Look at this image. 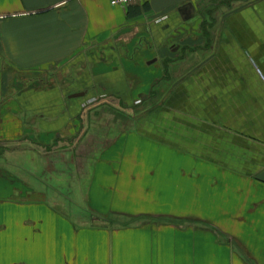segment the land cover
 Segmentation results:
<instances>
[{"label": "crops", "instance_id": "crops-1", "mask_svg": "<svg viewBox=\"0 0 264 264\" xmlns=\"http://www.w3.org/2000/svg\"><path fill=\"white\" fill-rule=\"evenodd\" d=\"M208 1L0 0V71L75 73L0 108V175L20 169L8 148L74 146L87 119L124 117L99 141L91 224L0 182V264H264V0H228L197 44Z\"/></svg>", "mask_w": 264, "mask_h": 264}, {"label": "rangeland", "instance_id": "rangeland-1", "mask_svg": "<svg viewBox=\"0 0 264 264\" xmlns=\"http://www.w3.org/2000/svg\"><path fill=\"white\" fill-rule=\"evenodd\" d=\"M207 3L208 6H203L201 10L203 12L202 17L196 20L194 25L192 24L193 29L198 31L197 37L199 39L197 44L204 42L206 39L210 41L213 36L212 31L219 29L220 24L223 23L226 11L239 5L231 6V2L228 0H210ZM224 3L229 4L230 8L228 10L223 5ZM70 71L73 73L69 72V75L66 76H62V71L47 72L49 74L44 72L25 74L0 71V108L11 110L18 105L22 106L24 102L23 92L28 89L36 88L40 90L52 86L65 87L69 85L74 81L75 74L74 69ZM109 108L122 110L123 107L119 108L118 105L117 107L103 106L101 110L109 111L111 110ZM120 118H124L122 114L107 112L106 114L100 116L97 114V117L87 119L89 120L91 132L87 135L85 133L83 136L85 140L74 144V146L66 145V147L62 146L61 148L56 146L57 148L50 147V149L45 150L37 145H31L30 148L34 150H28L29 145L22 144L17 147L19 149L8 148V154L19 164L20 169H16L17 178L1 174V185L4 186V184L8 183L11 187H19L24 190L34 189L31 194L33 196L32 200L43 202L46 206L48 204L54 206L57 211L66 214L77 227L84 226V223L91 224L94 218L93 215H100L98 211H93L88 199V188L95 169L93 164L97 155L102 153L101 148H99V141L107 138L109 128L111 129L121 124L119 122ZM125 124V126H128L134 123H130L126 118ZM1 148L3 147H0V152L4 150V148L3 150ZM100 202L105 203L109 207L113 205V201L111 199L107 200L106 197L100 199ZM101 209H104V207H101ZM107 218H110L108 224L111 227L119 224V220L114 217V214H109ZM99 220L101 221V219ZM188 225L191 224H184L186 227ZM210 229L219 240H223L231 246V254L234 251L237 257L238 251L244 253L235 242H233V246L229 244L230 242L228 241L231 238L223 231L214 227H210Z\"/></svg>", "mask_w": 264, "mask_h": 264}, {"label": "water", "instance_id": "water-1", "mask_svg": "<svg viewBox=\"0 0 264 264\" xmlns=\"http://www.w3.org/2000/svg\"><path fill=\"white\" fill-rule=\"evenodd\" d=\"M179 12L181 14V17L183 18L184 21L190 20L195 17V7L192 3H187L180 7ZM84 93L79 92V93H74L71 95V97H81L83 96Z\"/></svg>", "mask_w": 264, "mask_h": 264}, {"label": "built area", "instance_id": "built-area-1", "mask_svg": "<svg viewBox=\"0 0 264 264\" xmlns=\"http://www.w3.org/2000/svg\"><path fill=\"white\" fill-rule=\"evenodd\" d=\"M144 0H110V3L112 6H118V7H128L133 4L140 3ZM157 22H161V19H159Z\"/></svg>", "mask_w": 264, "mask_h": 264}]
</instances>
